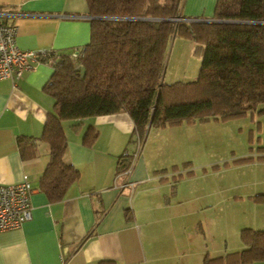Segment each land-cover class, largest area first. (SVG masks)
I'll return each instance as SVG.
<instances>
[{
    "label": "crops",
    "instance_id": "0c3cea01",
    "mask_svg": "<svg viewBox=\"0 0 264 264\" xmlns=\"http://www.w3.org/2000/svg\"><path fill=\"white\" fill-rule=\"evenodd\" d=\"M215 3L179 0L178 13L186 20L213 19ZM89 18L86 0H0V21L16 25L21 49L61 53L84 47ZM32 65L17 79L0 80V182L26 177L31 187L30 218L0 232V264H227V254L245 247L241 229L264 230V172L258 173V160L252 162L253 175L245 177L252 191L239 190L227 205L219 184L212 189L203 179L211 170L195 173L188 166V141L178 158L158 157L157 134L172 129L171 139L179 125L148 127L144 138L150 131L153 136L141 154L125 112L62 122L63 159L79 176L61 200L49 201L39 179L49 160L41 136L54 108L44 90L53 66L51 59ZM91 128L97 136L85 145L82 139ZM169 142L167 147L176 146ZM124 151L133 153L125 172L118 171ZM230 264H264V259Z\"/></svg>",
    "mask_w": 264,
    "mask_h": 264
},
{
    "label": "trees",
    "instance_id": "16d2710c",
    "mask_svg": "<svg viewBox=\"0 0 264 264\" xmlns=\"http://www.w3.org/2000/svg\"><path fill=\"white\" fill-rule=\"evenodd\" d=\"M86 2L90 36L83 55L73 62L67 52L53 58L44 86L54 108L41 136L49 160L39 189L49 201L61 200L79 176L63 159L65 120L125 112L134 125L130 138L140 144L148 127L264 112V0H216L213 19L206 21L186 20L178 13L179 0ZM175 35L191 38L201 48L200 67L194 80L164 83L165 57ZM96 136L89 129L83 144L91 145ZM132 157L122 152L118 171L125 172ZM240 238L245 247L227 254V264L264 259V230L243 228Z\"/></svg>",
    "mask_w": 264,
    "mask_h": 264
},
{
    "label": "rangeland",
    "instance_id": "374dc122",
    "mask_svg": "<svg viewBox=\"0 0 264 264\" xmlns=\"http://www.w3.org/2000/svg\"><path fill=\"white\" fill-rule=\"evenodd\" d=\"M201 61V48L191 39L175 35L168 45L165 57L164 83L176 81L185 82L197 78ZM73 62V61H72ZM178 126V125H177ZM179 132L160 130L157 134L162 143L158 157L169 162L178 158L182 145L186 144L187 157L190 168L195 173L211 170L205 182H209L212 189H223L227 197V205L234 199L235 193L252 191L253 184L245 182V177L252 176L255 170L252 162L258 160V173L264 172V161L257 159L264 155L258 147H264V112L248 113L243 116L226 120L209 118L205 121L183 122L179 124ZM153 132V131H152ZM152 132L139 144L138 150L143 152L144 144L152 138ZM176 146H169L172 141ZM192 141V142H191ZM142 145V146H141ZM246 158V159H245ZM257 164V163H256ZM253 167V168H252ZM219 184V186H218ZM229 211V214H233Z\"/></svg>",
    "mask_w": 264,
    "mask_h": 264
},
{
    "label": "built area",
    "instance_id": "2783aa9c",
    "mask_svg": "<svg viewBox=\"0 0 264 264\" xmlns=\"http://www.w3.org/2000/svg\"><path fill=\"white\" fill-rule=\"evenodd\" d=\"M15 35V24L0 23V80L17 79L25 70L32 69V62L43 57L52 60L60 56V52L53 48L21 49L16 44ZM83 51L84 47L73 48L67 54L72 61H77ZM30 194L31 187L26 177L12 184L0 182V232L19 228L30 218Z\"/></svg>",
    "mask_w": 264,
    "mask_h": 264
},
{
    "label": "water",
    "instance_id": "95a60500",
    "mask_svg": "<svg viewBox=\"0 0 264 264\" xmlns=\"http://www.w3.org/2000/svg\"><path fill=\"white\" fill-rule=\"evenodd\" d=\"M175 19H177V18H175ZM204 21H206V20H204Z\"/></svg>",
    "mask_w": 264,
    "mask_h": 264
}]
</instances>
